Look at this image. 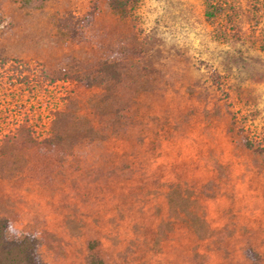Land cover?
Wrapping results in <instances>:
<instances>
[{"label":"rangeland","instance_id":"obj_1","mask_svg":"<svg viewBox=\"0 0 264 264\" xmlns=\"http://www.w3.org/2000/svg\"><path fill=\"white\" fill-rule=\"evenodd\" d=\"M0 217L42 264H264V0H0Z\"/></svg>","mask_w":264,"mask_h":264},{"label":"trees","instance_id":"obj_2","mask_svg":"<svg viewBox=\"0 0 264 264\" xmlns=\"http://www.w3.org/2000/svg\"><path fill=\"white\" fill-rule=\"evenodd\" d=\"M10 227L9 221L0 217V264H42L35 236L25 234L9 238L7 231Z\"/></svg>","mask_w":264,"mask_h":264}]
</instances>
